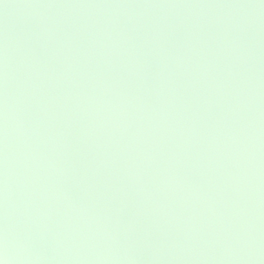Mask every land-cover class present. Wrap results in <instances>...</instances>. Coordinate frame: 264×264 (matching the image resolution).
Segmentation results:
<instances>
[{
  "label": "water",
  "instance_id": "95a60500",
  "mask_svg": "<svg viewBox=\"0 0 264 264\" xmlns=\"http://www.w3.org/2000/svg\"><path fill=\"white\" fill-rule=\"evenodd\" d=\"M264 264V0H0V256Z\"/></svg>",
  "mask_w": 264,
  "mask_h": 264
},
{
  "label": "clouds",
  "instance_id": "9594fccd",
  "mask_svg": "<svg viewBox=\"0 0 264 264\" xmlns=\"http://www.w3.org/2000/svg\"><path fill=\"white\" fill-rule=\"evenodd\" d=\"M0 264H8L7 256H0Z\"/></svg>",
  "mask_w": 264,
  "mask_h": 264
}]
</instances>
